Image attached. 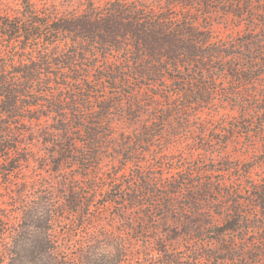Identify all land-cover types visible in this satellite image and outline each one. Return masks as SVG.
Instances as JSON below:
<instances>
[{
    "label": "trees",
    "instance_id": "obj_1",
    "mask_svg": "<svg viewBox=\"0 0 264 264\" xmlns=\"http://www.w3.org/2000/svg\"><path fill=\"white\" fill-rule=\"evenodd\" d=\"M17 1L16 9H0V171L8 183L33 162L36 171L57 176V182L34 185L33 200L21 198L27 186H20L14 215L0 208L1 224L14 218L19 225L3 259L69 264L70 252L55 240L54 228L67 214L75 227L94 223L98 217L89 198L99 193L106 199L103 207L120 210L113 220L127 221L132 233L129 238L92 235L74 254V264H123L129 256H138L140 264H264V158L259 153L255 164L225 167L214 156L210 163L183 166L163 154L172 164L160 175L139 157L158 139L165 143L161 153L169 151L167 144L190 129L198 135L193 142L203 141L197 150L211 147L207 136L220 142L206 123L193 127L197 108L217 96L239 112L229 131L247 129V135L261 136L264 146V87L253 89L264 81V19L249 16L245 40L227 42L172 4ZM238 1L198 5L218 9L222 4L224 14L245 21L248 10L261 4ZM132 80L159 82L166 102L146 115L142 98L125 90ZM119 122L135 127L118 137ZM34 143L42 154L26 150ZM255 171H262L258 178ZM231 174L236 177L228 178ZM57 197L63 198L58 205ZM156 218L160 227L151 228ZM23 226L34 230L30 243ZM126 241L143 247L128 249Z\"/></svg>",
    "mask_w": 264,
    "mask_h": 264
},
{
    "label": "rangeland",
    "instance_id": "obj_2",
    "mask_svg": "<svg viewBox=\"0 0 264 264\" xmlns=\"http://www.w3.org/2000/svg\"><path fill=\"white\" fill-rule=\"evenodd\" d=\"M38 3H41V0H35ZM50 4H59L64 2L65 0H44ZM150 5L159 4L163 7H168L169 4H172L173 10L182 13H189L191 17L199 20L204 27H212L213 28V36L217 39H222L227 42H235V41H243L247 36V26L249 24L248 18L249 16H257L260 19H264V0H261V4H255L254 9H249L245 17V21H241V19L237 17H233L232 15H226L219 8H223L222 4L218 7L217 5H211V7H201L198 5L200 1L203 0H146ZM223 1V0H222ZM238 0H224L226 3H237ZM241 1V0H240ZM210 2H215V0H210ZM239 2V1H238ZM17 0H0V9L4 12L11 9L18 8ZM243 7L245 5L243 4ZM239 24H241L239 26ZM256 27L260 24L258 22H254ZM258 24V25H257ZM239 43V42H238ZM257 88L253 87L254 90L264 87V81L259 82ZM219 88H223L222 85H219ZM252 87L249 86L248 90ZM233 89V88H231ZM127 92H130L131 98H142V100L146 103L144 112L147 115L151 112V107L159 105H163L166 102L164 99L165 87L162 85L159 86L158 83L153 82H136L134 80L131 81L129 88L125 89ZM113 92H115L113 90ZM128 98V100H134ZM130 102V101H127ZM198 114H196V119L193 123V127L200 128V123H206V128L211 132V136H219L220 142L214 141L211 142V138L208 136L204 139L205 144H210L211 147L209 149H195L197 145L201 146V143H195L191 139L195 135H197L196 130L190 129L187 133H183V137L181 136L180 140H177L173 144H167V149L169 151L162 152L163 147L165 146L164 142H161L160 139L156 140L154 145L150 147V152H145L141 154L140 162L142 164H146V166H150V168H154L156 174H159L163 171L164 174L168 173V169L171 166V161L168 158L163 157V154L172 157L178 164H182L185 166L187 163L192 161H199L201 163H210V158L214 156L216 160H218L219 167H225L226 164L232 163L241 165L247 163H256L258 161L259 155H261V159L264 158V146L262 145V137L256 133H253L252 136L246 134L247 129H241L236 131H229L230 126L229 123L231 120H236L239 118V112L234 110L232 107V103L223 102L221 96H217L216 100H214L207 107H198ZM144 114V115H145ZM194 114V112H193ZM145 115V116H146ZM248 120L251 119V116L246 117ZM145 120V119H144ZM143 120V121H144ZM239 122V121H238ZM219 123V125H218ZM233 124L238 125L235 121L231 122ZM240 123V122H239ZM135 126L130 123L126 124L125 122H119L116 127V136H120L122 132H128ZM40 126L36 125L35 129H39ZM218 128L217 133H214L215 129ZM213 132V133H212ZM230 132V133H228ZM198 137V135H197ZM164 143V144H163ZM220 145L223 146V149H219ZM26 150H35L38 154H42V147L37 144H31L26 148ZM219 152V153H218ZM219 154H223L225 158L218 157ZM162 156V157H161ZM229 161V162H228ZM25 165L20 172L12 175L6 183L1 175L0 171V208H8L9 214L14 215L18 210L14 207L15 203L20 201L19 197L21 194H24L23 199L25 200H33L34 197V185L41 183H56V177L50 174L49 172H40L36 171L35 163H31L29 167ZM130 166L134 167V162H130ZM132 168H128L127 172H131ZM106 169V167H105ZM148 169V168H146ZM262 171H255L254 174L256 178L260 175ZM236 174L227 175L228 178L236 177ZM82 179L81 181H83ZM84 184L87 180L83 181ZM27 186V189L24 193L20 194L19 189L22 188L20 186ZM89 202L93 203L92 210L94 212V216L98 217L94 223H90L83 227H75L73 218L70 215H65V218L62 222H60L54 229L55 240H57L63 248H66L68 252H70L67 261L69 264H74L77 261L75 258L76 252L80 250V248L87 246L88 241L92 235L99 233H107L109 235L113 233H122L126 238H129L131 235V228L128 227L127 221L123 222L121 219L113 220L115 213L120 210L116 205H107L103 207L105 198L103 195L99 193L96 196H92L89 198ZM63 201V198H56L55 204H59ZM18 207V206H17ZM154 222L151 224V228L160 227L159 222L156 219H153ZM17 221L13 218L10 222H5V224L0 223V264H11L10 260L3 259L2 253L6 247V243L10 240V234H14L15 229L18 228L19 225L16 223ZM24 227V226H23ZM19 227L18 230L21 231ZM67 229L72 230V234H67ZM27 230V231H26ZM114 231V232H113ZM22 236L24 235L27 243L32 242L34 239V230L30 228L29 230L24 227L22 229ZM25 233V234H24ZM127 242V248H139V246L143 247L140 244L132 245L129 241ZM150 245L148 242L144 243V246ZM27 264L32 262V259H27ZM142 259L138 256L136 257H127V260H124L123 264H140Z\"/></svg>",
    "mask_w": 264,
    "mask_h": 264
}]
</instances>
